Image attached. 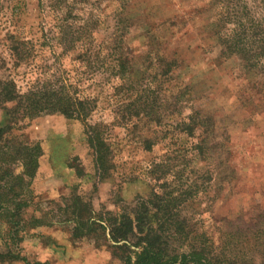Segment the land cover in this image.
Segmentation results:
<instances>
[{"label": "trees", "instance_id": "1", "mask_svg": "<svg viewBox=\"0 0 264 264\" xmlns=\"http://www.w3.org/2000/svg\"><path fill=\"white\" fill-rule=\"evenodd\" d=\"M212 1L213 4L207 7L208 10L211 7L212 15L207 24V37L219 47L222 57H236L248 85L264 93V0H252L256 3L254 7H249L246 0H237V5L231 0ZM144 2L148 1L37 0V13L41 19L38 32L42 37L36 42L27 39L29 31L24 32L23 26L18 25L21 15L13 14L12 18L17 22L14 24L10 18L13 26L7 27L0 42V47L7 53V57H4L7 60L0 53V110L5 119L12 116L15 122L13 126L0 127V145L23 138L10 134L19 121L59 113L67 120L82 124L88 148L93 154L95 172L99 180H104L110 177L114 166L113 148L107 136L111 124L103 121L89 123L90 118L107 103H111L112 107L119 106L121 122L118 118L113 123L121 126L125 122L127 126L129 119L143 117L141 113L145 112L156 126L152 133L142 137L144 150L151 152L161 143L166 150L164 156L155 157L142 173L145 179L155 182L157 186L149 185L150 190L145 196L138 197L132 205L122 206L116 213H96L79 196L62 199L64 207L59 206L58 211L65 215L67 222H74V238L100 239L102 243H95V247H105L113 255L117 253L122 264H254L242 260L235 252L238 244H257L258 264H264V213L253 225L227 228L215 241L205 229L207 226L204 228L200 219L187 212L193 203L200 201L199 193L206 191L200 192L199 185L189 184L188 179L183 185L176 170L184 165L181 172L184 171L188 167L185 162L201 165L206 169L205 185L213 182L210 186L216 188L230 183L235 172L231 164L229 138H223L225 144L219 143L217 138H222L223 133L216 134L214 118L194 108H189L190 114L186 116L180 110L175 127L165 126L145 107L146 102L139 98L143 88L138 90L134 85L136 57L131 53L128 38L130 30L137 26L140 28V22L148 27L146 35L151 36L149 16L141 8ZM103 3H112L116 7L111 30L105 27ZM47 17L49 21L45 23ZM100 31L105 36L98 40ZM149 45H156L155 49L159 50L158 59L164 75L181 70L183 56H176L167 43L153 36L147 40L146 47ZM54 47L60 50L57 60L75 55L73 62L83 69L85 76L79 81L88 84L96 75L102 78L97 95L94 92L89 93L93 96L78 95L76 88L72 87L73 83L66 82V76L59 78V69L40 66L38 68H42L44 73L30 82L25 93H21L8 66L15 71L37 66L36 57H44L45 52L53 53ZM154 60L157 61L155 57ZM129 82L131 88L137 89L130 101L126 95L130 90L127 86ZM190 93L189 87L182 86L176 97L186 99ZM179 102L183 103V100ZM8 105L13 106L9 108ZM111 113L118 115L115 110H111ZM23 142L26 145L31 143ZM14 147V155L0 154V164L18 162L23 168L20 174L13 175L17 183L8 189L12 198H0V222L9 229L7 238L10 241H5L0 250V264H40L30 263L12 249V244L19 245L29 231L41 225L49 226L35 215L36 210L28 218L25 215L32 206L30 183L36 172L39 149L31 151L30 147L18 144H14ZM4 174L7 176L9 170L6 169Z\"/></svg>", "mask_w": 264, "mask_h": 264}, {"label": "rangeland", "instance_id": "2", "mask_svg": "<svg viewBox=\"0 0 264 264\" xmlns=\"http://www.w3.org/2000/svg\"><path fill=\"white\" fill-rule=\"evenodd\" d=\"M147 1L141 8L149 16L151 36L146 35L148 27L142 26L140 22V28L137 26L130 30L128 38L131 53L136 57L133 66L134 85L138 90L143 88L139 98L146 102L145 107L165 126L175 127L178 112L181 110L183 116H186L190 114L189 108H194L214 118L216 134L223 133L222 138H217L219 143H224V137L229 138L231 164L235 172L230 183L216 188L210 186L213 182L205 185L206 169L201 165H189L185 162L188 167L184 171L181 172L184 165L176 170L183 185L188 179L189 184L199 185L200 192L206 191L204 194L199 193L200 201L193 203L187 212L200 219L204 228L207 226L205 229L209 235L217 241L227 228L253 225L264 213V93H259L258 88L248 85L236 57H222L219 47L207 37L209 19L212 16L211 7L209 10L207 7L210 3L213 4L212 0ZM246 1L249 7L256 6L252 0ZM231 3L236 4L238 1L231 0ZM36 5L37 0H0V42L7 27L13 26L10 23L13 14L21 15L18 25L23 26L24 32L29 31L27 39L34 42L41 39L42 34L38 32L41 19ZM115 8L112 3L102 5L105 27L109 30L113 25ZM12 20L13 23L17 22L13 18ZM47 21L48 17L45 23ZM9 29L12 30V27ZM104 36L105 33L100 31L97 38L101 40ZM153 36L162 43H167L176 56H183L180 57L183 60L180 71L172 75L163 74L165 71L163 72L159 63V50L155 49L156 45L146 47L147 40ZM59 52L54 47L53 53L45 52L44 57H36L37 66L26 70L15 71L8 66L21 93H25L30 82L44 73L42 68H38L40 66L59 69V78L66 76V82L73 83L72 87L76 88L78 95L93 96L89 94L92 92L97 95L102 78L96 75L88 84L79 81L85 76L82 74L83 69L73 62L75 55H67L57 60ZM0 53L2 58L7 57L1 47ZM50 73L54 74L53 71ZM127 86L130 90L126 95L130 101L137 89L131 88L130 82ZM182 86L191 89L186 99L176 97ZM182 100L183 103H180ZM10 106L8 105L9 108ZM112 106L107 103L103 109L99 107L89 121L111 124L107 136L113 148L114 166L110 177L104 180H99L95 172L93 154L88 148L82 124L67 120L59 113L19 121L10 134L23 138L16 142L1 143L0 154L14 155V144L30 147L31 151L34 148L39 149L36 172L30 183L32 206L25 215L28 218L36 210L35 215L49 226L41 225L29 231L19 245L12 244V249L30 263L122 264L117 253L113 255L105 247H95V243H102L100 239H75L72 235L74 222H67L65 215L58 211L59 206L64 207L65 202L62 199L79 196L96 213H116L122 206L132 205L138 197L145 196L150 186H157L155 182L142 176L155 157L166 154L163 143L153 147L151 152H146L141 144L142 137L153 132L156 126L154 120L142 112L143 117L129 119L127 126L126 122L121 126L113 123L118 118L121 122L119 106ZM111 110L118 112V115L111 113ZM14 122L12 116L5 119L0 110V127L8 124L13 126ZM9 138L10 136L8 140ZM23 141L31 143L26 145ZM6 169L9 170L7 176L4 174ZM22 171L23 168L18 162L0 164L1 199L12 198L8 189L17 183L13 180V175L17 176ZM176 183L181 188L179 182ZM230 223L232 224L229 225ZM7 231V226L0 222V250L3 249L5 241L10 242ZM257 248V244H238L235 252L242 260L258 264L260 257L255 250Z\"/></svg>", "mask_w": 264, "mask_h": 264}]
</instances>
